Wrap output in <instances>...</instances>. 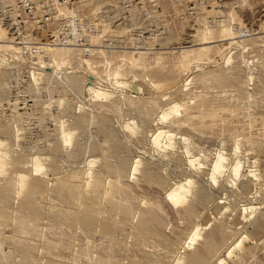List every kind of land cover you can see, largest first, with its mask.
I'll return each instance as SVG.
<instances>
[{"label": "rangeland", "instance_id": "obj_1", "mask_svg": "<svg viewBox=\"0 0 264 264\" xmlns=\"http://www.w3.org/2000/svg\"><path fill=\"white\" fill-rule=\"evenodd\" d=\"M226 18H230V19L232 18L231 20L233 21L228 20L229 22L226 21V23L224 24L223 22H225ZM208 23L210 24L211 28L209 27ZM203 24L206 27H204ZM222 24H224L223 28H222ZM230 24L237 25L235 28L238 29V27H240L239 30H235V28H233L235 25L231 26ZM225 25L226 26L228 25V29L226 30H229L230 34L232 35L237 34L236 36H233L232 39H230L231 41L235 42L233 43L230 41L231 43H233L231 44V46L230 45L227 46V44L223 42L224 40H221L222 38L224 37L226 38L227 36H228L227 38H229V34H227L228 31L225 33L227 35L224 37H222L224 34L222 35L220 31L221 28H222V31H224L225 28H227ZM215 26L217 27L216 33L214 32ZM219 26L221 27L220 29H219ZM230 26L232 27V31L234 29V31L235 32L237 31V32L236 33L233 32L234 33L233 34L231 32ZM201 28L204 30L208 28H209L208 30L212 29V35H214V37H211V40L212 38L214 40L212 41L213 43L212 42L210 43L213 45L215 44V45L214 46L212 45L213 47H210L208 49L209 52L207 51V54H204V56L201 55L202 58L201 56L199 57L201 59H199L198 57L197 58L193 57L190 63L188 64L182 63L183 58H181L179 54L180 55L186 54L187 53L185 52L186 50L192 47L195 48L201 45L200 43L203 39H205L204 37L210 38V35L206 36L207 34L205 35V34H202V32L201 33L199 32L201 31ZM0 29L4 30L3 33H5V35L2 33H0V35L2 34V36H6L5 38L11 41L9 44L15 45L16 47L19 46L18 48L20 49V50L17 49L18 51L16 50L13 51L11 49L0 47V73H1V76H0L1 78L0 79V119L4 121L3 122L0 120L1 121L0 123L2 122L4 123V125L2 124L1 126L6 125L7 127V124H9L10 126V127L8 126L9 127L7 131L8 134L4 135V133H2V135H0V139L2 141L6 140L5 142L8 146L4 144L5 142L3 143L4 146L12 148V151L11 149L9 151V149L6 148L7 149L6 151H9V153L11 154L10 155L11 157L9 156V154L7 155L8 152H5L6 155L9 156L8 162H10V165H8L9 163L8 164L6 163L8 166L5 165V167L7 166L6 169L4 167V170L1 169L3 171L0 172V184L2 185L0 186V189H1L0 195L3 196V198L2 196H0V198H2L1 200L3 201L4 198L6 197V199L4 200L6 202L8 200L7 198L10 197L8 202H6L7 203L6 210L9 212L11 211L10 213H12L14 210H15L14 212H16L19 209L18 206H21L22 208L25 207L26 201L24 202V204L22 202L26 200V197L23 195L24 194H26V196L28 195L27 191H29V188H27V186L29 187V185L25 183L26 184L25 188L22 186L24 190L22 189V187L19 188L20 187L18 184L19 178L17 174H20V173L21 174L26 173L28 174L26 175L28 177H30L29 175L33 173V175H31L30 178L38 177L40 180L43 179V181L41 180V183L44 182V184H42L41 186L46 188L45 192H44V189H42L43 191L41 192L40 190L41 193L39 192L40 194H37V197L39 196L41 198L38 197L39 198L38 200L37 198L34 199L36 200V202L38 201L36 203V204H39L38 206L34 204L35 207L37 208L34 209V207H32V209H30V207H27L29 210L34 209V212L32 211L31 213L35 217L31 215L30 211H27L28 213L25 211L22 212L23 215L24 213L27 215V218L28 216L29 217L31 216L28 219L30 220L34 219V222L33 220L30 221L27 218H25L28 220V221L27 220L24 221L25 224L23 223V221H19L18 216L20 215L21 217L23 215L18 214V212L19 211L21 212L22 208L19 209L18 212L16 213L13 212L14 214L13 213L11 214L13 216L14 215H17V216H14V217L11 215L8 216L9 212L6 214V211L4 208L6 204L4 205L3 208L5 211V215L8 218L6 216L4 218H0V236H1L0 242L2 243V244L0 243V247H1L0 253L4 254L2 256L5 258L4 259L0 255V257H2L0 258V264L1 263L2 264H6V263L7 264H26V263L33 264V262L34 264H37V263L38 264H77V263L78 264H90V263L91 264H102V261L104 260L103 258H105L106 261L107 259L109 260L105 264H111V263L112 264H120V263L128 264V261H132V262H129V264L130 263L131 264H134V263L135 264H140V263L150 264L151 261H152L151 263L153 264H162V263L167 264L166 259L167 261H169L168 264L170 263L172 264V262L173 264L174 263L185 264V261H182L180 256L181 257L185 256L187 253L185 252L186 250L189 249L188 250L189 252L191 251V249H194L195 248L194 246L196 245L195 243L197 241L201 242V240H198V239L197 241L194 240L196 238H199V239L201 238V236H197L196 229L199 227L203 228L202 233H204V229L206 231L208 230L206 228L209 226V224L211 225L213 222H214L213 224H215L217 219L220 221L221 218L223 219V220L221 219V221H223V223H226L225 225H227V228H226V232L228 231L227 234L229 232L230 233L233 232V234L234 232H237L235 233L234 236L231 234H228L229 236L228 240H230L229 242H233V241L236 242V240L239 237H242L243 235L244 239L242 241V246L236 247L233 251V254L230 256L228 255L229 257L227 256V247L225 246L224 248H221V250H219L218 252V256L219 258L222 257L221 259H224V260L222 261L220 259L221 263L219 262V260L216 261L217 259L216 258L217 255H216V257L212 259L213 261L210 260L209 262L211 263H207V264H234V262L237 259H239L237 258V256L238 257L239 255L241 256V253L244 251L250 252L252 248H253L252 251L254 253L250 252V254H247V253L245 254L244 252V256L242 253L243 257L247 255L244 261L245 264H250L256 261L253 259V257L256 258L257 260L260 259L259 261L262 260L260 258L261 256L262 258H264V256L262 255L263 252L261 251L263 250L262 248H264V239L262 238L264 237V230L262 232H256L255 223H254L255 219L260 218L262 224H264V102H262L263 105H261V107H258V105H256L257 106L256 107L254 106L255 104L253 105V103L249 102V98L246 97V95L249 96L250 94L256 93L260 97V99L264 98V92H263L264 89L260 91L258 90L259 89L258 87L256 88V86L258 85L257 83L259 82L260 83L263 82L262 86L264 85V73L261 72L262 70L264 71V68L262 67L264 65V39L261 37L259 38L258 36L262 34H263L262 36H264V33H263L264 32V0H0ZM205 31L206 33L209 34L207 30ZM238 31L240 32L238 33ZM198 32L200 33V35L198 34ZM196 33L198 34L197 37H196ZM201 34H202L203 39L201 38ZM220 34L222 35L221 38H220ZM238 34L241 38L238 36ZM203 35L205 36L203 37ZM2 36H0V38H2ZM215 39H217L218 41L220 40V42H218ZM0 43H3V42H0ZM210 43H208V45ZM221 43H222L221 45L222 47L220 46ZM23 44H25L24 46L26 48L23 47ZM216 44H218V46H216ZM27 45L30 47H28ZM225 45L227 47H225ZM186 46L188 47L187 49H186ZM32 47H36V48H32ZM54 47L57 48V50H53L54 53H51L52 51L50 52L42 51V49L44 50L46 48H54ZM135 47L136 48L138 47L137 49H139V52L140 50L144 49L143 51L146 52V54H144L143 56L139 54L140 57H135V56H138L137 54L135 55V53L132 52L133 50L134 51L137 50ZM183 47H184V51H183ZM164 51H166V54L168 57L166 59L161 60L162 59V58L160 59V56L162 54L161 52H164ZM135 52H138V50ZM227 52L228 54L230 52V56H228ZM170 53L171 54L173 53L174 58L177 55H178L177 58L180 57L179 59L175 58L177 59V63H176V60H172V55H170ZM166 54L164 53V55ZM194 54L195 53H193V55ZM164 55L162 54V57ZM158 56L159 58H157ZM228 57H231L229 58L230 60H228ZM139 58L141 59L139 60ZM180 59L181 61H179ZM178 61L180 64L178 63ZM225 61H227V64ZM239 64L243 66L240 67ZM230 65L232 67L234 66L233 67L234 69H232ZM216 66H217L216 68L217 70H220V68L222 69V66H223V69H222L223 71L220 70L222 72H227V70L229 71L230 69L231 75H233L234 74L233 72L235 71L239 72L240 70L238 68L241 69V72H240L241 76L239 75L240 73L236 74V72H235V75L239 77L238 78L239 80L244 81L243 79H245L246 82L244 81L243 83H248V84H245L247 85L246 90L244 91L240 90V88L238 87H233V88L226 87L223 90V92L226 94L224 101L231 100V102L236 101L237 103L240 101L239 104H241L242 106H239L237 108L233 104H231V106L233 105L234 107L233 108L228 107L230 105V102H228L229 105L226 107L225 105L226 103H223L222 109H221L220 102L219 103L215 102V104L214 102L209 103V105L214 104V106L213 105L205 106L204 102L201 99L199 100L198 98H196L200 101L199 103L197 102L198 100L192 97V94L194 92H198V90L199 92L208 93L209 95L213 94L217 90L216 85L213 84V81H212L213 77L210 76V74H206L207 72H209L210 69H212L210 70L211 72L213 71V73L216 74L215 72ZM227 67H231V68L227 69ZM118 74L122 77H120ZM217 74H219L218 71H217ZM260 74L263 75V78H262V75L260 76ZM2 75H5V76H2ZM118 76L119 78H116ZM123 76L125 77L123 78ZM244 76L245 77L248 76V77L245 78ZM207 77L209 81L207 80ZM118 79H121V80L119 81ZM260 79L262 80V82L260 81ZM117 80L119 81V83L120 82H123V83L119 84ZM207 82H209V84ZM205 83L207 84L205 85ZM92 85L94 86L91 87ZM204 86L205 87L207 86L206 87L207 89H205ZM88 88H91V89L94 88L95 90L93 89L92 91L90 89V91L95 92V93L89 92V90H87ZM97 90L98 91L102 90L101 92H105V93L99 96L98 98L97 97L98 95L96 94L98 92ZM91 93L92 95H90ZM105 94L107 95V97L105 96ZM192 98L194 100V104L196 105V107H198L199 104L200 106L203 104L202 105L203 107L199 106L196 109L195 105H193ZM156 100L158 103L156 102ZM149 101L151 102V104ZM241 101L244 102V104ZM261 101H264V99H262ZM8 102H9V105H8ZM113 102L114 104L117 105V106L115 105L116 108L112 107L113 105L110 104ZM246 102L247 103L249 102V103L245 104ZM101 104H103L105 107L100 106ZM147 104L150 106L152 104L153 105L155 104L154 108L152 106L153 108L152 111H151L152 109L151 107L149 108V110L147 109L149 107ZM107 105L109 106L106 107ZM68 106L71 109L68 108ZM223 106H225L226 109ZM14 107L16 108L14 109ZM111 108H114V109H111ZM214 108L215 109L219 108V109H216V112L213 113L215 111ZM11 109L15 110V111L12 110V112H14L12 114H14L13 117H15L16 119L18 118L17 120L12 117ZM211 109H214V111L212 112ZM240 109H243V110H240ZM39 110L40 111L42 110L41 114ZM79 110H82V111L80 112ZM204 110H207V112L209 110L210 113L212 112L211 113L212 115L210 114L209 116V113L204 114L206 113V111ZM16 111L17 113H19L17 117L15 115ZM22 111L24 112V114ZM48 111L51 114L48 113ZM197 111L198 112L201 111V113L196 115ZM202 111L204 112L202 113ZM231 111L232 112L234 111V112L232 113ZM219 112L221 114H219ZM28 113L30 114L28 115ZM80 113H81L80 118H82V115H83V118H82L83 121L79 118V115H77ZM38 115L41 116V119ZM42 115H43L44 120L42 118ZM202 115H205V116L203 117ZM216 116H218V118ZM20 117L21 119L19 122ZM54 117L56 119L58 117L57 121H55ZM228 117L232 118L231 122L229 123L228 121H230V119H228ZM87 118L88 120H86ZM187 118L189 119L190 123L188 122ZM202 118H204L203 120L206 122V124L209 122L210 124L209 123L208 124L211 125L212 127L210 129V126L207 124L209 128L207 129L205 128V130L202 132L204 133L203 135L202 133L200 134L198 132L204 129L203 125L201 124ZM34 119L36 120V122ZM50 119L52 120V122L53 121L54 122L53 123L50 122ZM194 119L198 120L199 124H201V127H202L201 129L196 128L198 129V131L195 129V127H198L199 125V124L197 125V121L195 120L196 123L194 122L197 125V126L195 125V127H194V124L191 123V121L193 122ZM206 119L207 120L209 119V120L207 121ZM221 119L223 121L225 120L224 123ZM251 119H253V121L250 123ZM76 120H78V122ZM80 120L82 122H80ZM38 121L42 124H40ZM41 121H45V122L43 123ZM213 121L214 122L216 121V123H214ZM226 121L227 123H225ZM233 121L234 123H232ZM71 122L75 124H71ZM253 122L257 124H254L252 126ZM52 124L53 125L55 124L56 126L59 125L57 127L58 129L56 130V128H54L55 126L53 127ZM218 124H219V128H218ZM221 124L222 126L220 127ZM229 124L231 125L229 126ZM244 124L245 126H242ZM45 125H48L47 127H49V129L52 127L54 129L49 130L47 129ZM212 125L215 127H213ZM246 125L249 131L245 128ZM240 126L244 127L242 130L246 129L247 131L244 130L242 132V130L239 129ZM254 126L255 128H252ZM235 127L236 128L238 127L237 130L235 129ZM191 128H193L195 131ZM249 128L254 129V130L252 131ZM67 129L69 130L68 132L69 134L71 135L73 134L71 137L72 138L74 137V140L71 139L72 141L66 144L65 139H66L67 134L65 132H67ZM161 129L168 131V132L170 131L169 133H172V137L173 136L175 137L172 140L174 142V143L172 142L173 143L172 146L170 147L166 146L167 148L165 147L164 141L167 140L166 139L167 136H164V134L160 138V141H161L160 145L159 144L157 145L154 143L153 139H154L155 133ZM53 130H56L57 132ZM71 130L73 133L70 132ZM207 130L208 131L211 130V131L208 132ZM51 131H53L54 133H52ZM59 131L60 132L63 131L61 132L62 134ZM4 132L7 133L6 131ZM56 133H57V136L54 135ZM0 134H1V131H0ZM9 134H12V135L14 134V135L12 136ZM230 134H232V137ZM61 136L62 138L64 137L65 138L62 139ZM205 136H206V139H204ZM58 137L60 140L57 139ZM56 139L60 143L57 142ZM18 140H20V142ZM56 142L61 145V149L63 151L60 149V145L57 144ZM56 145H58L59 148H57ZM4 146L0 148L5 149ZM27 146L29 147V149ZM188 146H189L188 150L191 149L190 151L191 153L190 152L189 153L190 154L193 153L192 155L188 153V150H187ZM68 147L70 151L68 150ZM57 149H60L63 153L60 150L57 151ZM76 149H80L81 151L80 154H78L79 156L75 154ZM24 150L26 151V154ZM185 150L187 153L185 152ZM37 151H41V152H37ZM33 152L34 154L35 152L37 154L39 153L41 154L40 156H43V157L46 156L44 157L45 159L43 157L41 158L39 157L42 164L39 162L38 159L36 160H38V162L41 165H43L42 169L43 170L45 169L44 170L45 172L48 169V171L46 172L47 175H45V172H42L43 170H41L40 173L38 172V174L34 173L33 167L31 166H34L32 164V159H34L36 154L34 155ZM50 152L52 155L50 154ZM39 154L36 156L37 158ZM49 155H51L52 157L50 156L49 158ZM74 157H76L77 159L76 161ZM16 158L18 160H16ZM51 158H52V162L55 161L54 164H52ZM119 158L120 159L124 158L128 160L129 167H127L128 169L126 170L127 175L124 177V180L125 182H129L131 185H135L136 183L135 180L138 177H140L139 176L141 173L140 171L142 167L146 164L152 166L155 170H157L158 174L160 173V176L163 178V183H166V184L164 185L162 184L163 187L161 186L159 188L160 190L158 189L159 186L157 187V185H155L157 187L156 192H155L156 187L155 188L151 187L153 189V190L151 189V191H153V194H150V195L151 196L153 195L154 196V197L152 196L153 199L155 198L154 199L155 201L158 200L157 203H160V205L163 204L162 205L164 206L163 208L166 209V211H168L166 212L167 214L165 215L166 216L165 219H166V222H168V224L166 223L164 232H166V235L169 232V234L172 235L173 238H174L173 233H175L176 231H180L181 229L182 231L186 232V233L184 232L185 234H187L186 236L182 234L181 236L182 241H179L180 239L177 241L179 243L172 242V244L169 243L170 246L168 244L169 247L166 244L161 248V250L164 249L165 251L168 249L167 251H170V252L171 250L169 249H174L173 250L174 255L171 254L173 253V251L171 253L166 251L167 253L170 254L169 256L171 257L166 256L168 255L166 252H163L164 255H161L160 253L161 251L157 252L156 258L159 259L158 258V255H159L160 257L159 261L161 260L160 261L161 263H159V261H156L157 260L155 258L156 254L155 255L153 254L156 252L149 250L150 247L145 245V243L141 246L143 247V249L140 248V252H138L139 255H137L133 251L134 247H133V244H131L132 242L128 241L132 245V247L129 245V243H127V241L125 242L124 245L126 246V243H127V245L130 246L129 248V246L125 247L121 245L122 242L124 243V240L118 241V243L121 242L119 243L121 246L117 245V247L119 249L121 247L122 248L120 249L121 252L119 250L117 253V249H118V248L116 249L117 242L115 243V246L114 244L110 243L114 247L112 249V246H109L110 245L109 243L105 244L107 243L105 239L99 238V240L101 239L100 240L101 242L103 241L105 242V243L104 242L101 243L102 245L103 244L105 245V246L103 245L104 247L106 248L109 247L112 249V250L110 249L108 252L110 253L112 251L113 255L110 253L111 256H109L110 254H108V252L105 251V250H108L109 248L107 249L105 248V250H104V247L103 249L100 248V241H98V236L100 237V235L98 233H97V236L94 237V240H93L94 242H91L93 243V246H96V247H93L91 244L92 246L91 247L92 249H91L90 244H87V247L89 249H87L85 252H82V251L85 248H87L86 245H84V247L83 246L81 247V249L83 248L81 251L82 253L80 252L81 249H78L76 251L77 253L75 254L72 253V252H75L73 248L76 246L75 245L76 242H78V240L81 238L80 232L78 231L79 229L77 230V227H75L74 225L75 223L72 224L73 221L71 220L73 219L70 216V214L67 213L68 209H67V212L65 210L66 208H69L70 211L71 209L73 211V208H72L73 206L70 204L69 200H67L69 202L67 203V201L61 199L62 197H65V196H61V198L60 196L57 197L58 193L56 192H59V193L61 192L59 195L61 194L68 195L66 193H69L68 191L70 187H72V189H70L71 195L73 193L76 194L77 191L79 194L81 193V190L82 191H86V190L84 189L85 186L83 184L77 186L78 189H80V192L77 188H75L76 186H72V185H68V187L64 186V188L65 187L67 188L66 190V188L65 189L61 188L62 186L59 184V182H58V185L56 184L58 181L57 179L60 175L62 176V179H63V176H65L66 173H67L66 175H69L68 177H70V174L74 171V173L71 174L73 177L75 176L78 179H80L81 177V179L84 180L85 178L84 175L85 174L87 175V171L85 169L88 168L87 170H89V167H90L91 171L95 170V168L96 169L98 168L97 170H99V168L102 167V164L105 162V159L107 161L109 160L111 163H116L118 160H120ZM136 158H139V159H136ZM192 158L193 159L197 158L196 162L194 161L195 163L193 164L189 162L190 159ZM12 160L14 163L12 162ZM91 160L92 161L95 160V162L93 161L92 163ZM136 160L137 161L139 160L141 162L140 163L138 162V166H139L138 169L133 170V167L135 163L137 162ZM71 161H73V163ZM216 161L218 162V165L221 164V166H218V169L219 170L221 169L220 170L221 172L217 170ZM27 162H29L30 165L29 163L28 165H26ZM33 162L35 163V161ZM148 162L150 163L148 164ZM57 164L59 165L57 166ZM235 164L236 165L239 164L240 167L241 166L242 167L241 168L238 167L239 165L235 167ZM74 165L75 166L77 165V166L75 167ZM21 166H22L23 171L22 170L20 171ZM222 166H223V169L221 168ZM49 168H51L53 171ZM13 170L16 174H14ZM24 170L26 172H24ZM28 170L29 171L31 170L30 174L27 173L29 172ZM77 170L78 171L80 170L79 172H77L78 175L76 174ZM214 170L216 173L213 172ZM53 172H55L54 174L57 177L53 175ZM56 172L59 174V176L57 175ZM69 172L70 174H68ZM213 173L214 175H212ZM215 174L216 175L218 174V176H216ZM44 175L47 177L46 179ZM244 175L246 176L244 177ZM72 176L70 177L71 179H73ZM6 178H8L11 183L8 182ZM186 178L192 179V184L194 183L192 186L193 191H195V189L198 187L196 191L194 192L196 194L193 193V196H191V200L194 203L196 202L195 204H197L196 207L198 206L197 208L199 210L198 212H201L200 214H198V217L195 218V220H192L193 222L192 224L194 226L191 224L192 225V227L190 228L191 230L187 229V227L189 228V226H187L188 225L187 221H185L184 218H180V217L178 218V216L180 215L176 216L178 213L175 212V210L176 209L178 210V208H180L181 206L179 207L177 205L176 207L174 203H170L168 202V200L165 199L167 195L166 194L167 191H169V189L173 187L175 183L177 184L181 181H185ZM65 179H66V176H65ZM71 179H70V182H74L73 180L71 181ZM78 179L74 178V180H77V182H79L78 184L82 183L80 181L81 179L80 180ZM253 179H255L256 181ZM13 180L14 181L16 180V181L14 182ZM197 183L199 185H197ZM8 184L12 187H10ZM55 184H56V187L58 186L59 189L61 188L62 190L58 191L56 187L54 186ZM2 187L3 189L6 188V191L9 192L8 194H5L7 196L9 195V197L3 195ZM7 188L9 189L7 190ZM51 188L52 190H50ZM19 189H22V193L24 194L17 193L19 192ZM54 189L56 190V192ZM6 191L5 192L3 191V192L6 193ZM71 191H74V192H71ZM234 191L236 194H234ZM142 192L140 193L141 194L140 196L144 201H146L147 198L151 197V196L149 197L148 191H147L148 194L144 191ZM258 192H261V193H258ZM43 193L46 194L47 196L45 195L44 197H42ZM82 193L84 194V192ZM144 193H146V195L148 196L142 197L144 196ZM83 194H81V196L79 194L80 197L79 196L78 197L83 198L85 197V195H87V193H85L84 196ZM49 195H52L53 197ZM50 197L53 198V200ZM67 197L68 196H66V198ZM58 198L59 200L61 199L63 202L59 201ZM19 200L21 201L19 202ZM143 200L140 202V206L144 202ZM2 201L1 203H5L4 201L3 202ZM50 201H52L53 204ZM64 201L68 205H66ZM165 201H167L168 204L170 203L171 206L166 204ZM42 202L44 204H42ZM59 202H61L60 206H58V204H60ZM62 203H65V205H63ZM12 204L17 205L16 206L17 208L14 207ZM51 204L53 206H49ZM0 205H1L0 207L2 208L3 205L2 204ZM249 205L253 207L250 208V210L249 208L247 209V211L244 210V208H247V206L249 207ZM218 206H221V207H218ZM224 206L225 208L227 207L228 208L224 209ZM243 206H246V207L243 208ZM50 207H51V210L49 209ZM57 207L60 208L62 212L65 211V213L69 215L62 216L63 218L62 219L59 215L61 214L63 215L65 213L59 214L61 210L59 209V213H58V211H56L58 210ZM62 207H64V209H62ZM8 208L12 210L10 209L8 210ZM47 209L49 210L48 211L49 214L52 213L51 214L52 217L49 216V214H47ZM22 210H25V209H22ZM35 210H37L36 215L34 214ZM54 210L56 211V213ZM39 211L42 214H40ZM219 211H222V212H219ZM220 213L223 214V217L225 216L224 217L225 219L222 217V214ZM55 214H57V217L55 216ZM217 214H219V216ZM40 215L42 216L40 217ZM261 215L262 217H260ZM69 216L71 218L67 220L66 218H68ZM15 217L18 219V221ZM59 217L62 220L60 219L58 221ZM208 218L210 222L207 220ZM237 218L239 221H237ZM35 219H38V220L36 221ZM53 219H55L58 222L70 221V223L72 224L70 225L72 227L74 225L76 229L75 231H78L79 235L77 232L75 233L71 231V230L74 231V229L70 227V225L65 226V223L67 225V223L69 224V222H63L64 226L67 227L65 228L63 226V223H62L63 227H61V224L58 222L56 223L55 220L52 221ZM19 222L20 223L22 222V224H20ZM35 222L37 223L39 222L38 223L39 225ZM235 222H237V224H235ZM238 222H240V224ZM52 223L53 224L56 223L57 225L56 224L53 225ZM58 224L60 225V227L58 226ZM20 225L22 227L23 225L24 227L25 226L27 228L29 227L28 228L29 231L31 230L30 235H28L29 234L28 233L29 231H27L28 229L26 227L25 228L27 230L20 228L21 227ZM16 226L18 227V229H16ZM46 228L48 229L46 230ZM57 228L61 230L65 228V231L67 230V232L70 233V234L66 233V235L69 234L74 237H70L69 235L66 236L64 231H62L61 233V230H59L60 231L59 233V231H57ZM99 228L100 227H98V230H99L98 232L102 231V229H99ZM13 229H15V231ZM68 229L69 230L71 229V230L69 231ZM174 229H175V232H174ZM16 230H17V233H16ZM43 230H45L46 232ZM32 231L33 233H31ZM52 231L55 232V234ZM35 232H36V236L39 233L37 237L34 235ZM71 232L73 235L71 234ZM63 233L65 237H63ZM49 234H51V236H49ZM169 234L167 236H168V239L170 237V240H171L172 237ZM8 235L10 236V239ZM58 236H61L64 240L61 237L58 238ZM77 236L78 238L79 237L80 238L78 239ZM22 237H25V238H22ZM32 237H34V239ZM15 238H18V239H15ZM50 238H53V239L51 240ZM60 238L62 241V242L60 241L61 245L67 242V244L63 245L65 249L61 248L63 246L58 244ZM65 238L69 239V242L68 240H65ZM71 238H74V239L77 238V240L71 243L73 241L72 240L70 242ZM49 239L50 241L48 243L47 241ZM19 240H21L22 244H20L21 242ZM23 240H26V241H23ZM18 241L20 245L18 244ZM31 241L33 242V244ZM51 241L52 243H50ZM54 241L56 242V244H58V246L55 244ZM97 241L99 242L98 245H96ZM193 242L195 244L194 246H193ZM49 244L51 246H49ZM70 245L73 247H71ZM171 245L172 246L174 245V246L172 247ZM197 245H198V242H197ZM42 246H44L45 249L47 250H45L44 247L42 248ZM165 246H167L168 248L167 247L164 248ZM23 247L26 248V250L23 249ZM58 247L59 249H57ZM66 248L68 252H66L67 251ZM93 248H96V249H93ZM97 248L99 250L102 249L103 250L102 253L104 252L107 253L108 254L107 257L104 256L105 254H103V257H102L101 252L100 254L96 253L98 251ZM145 248L148 250V252H145V251L143 252ZM49 249L51 251H48ZM52 249L55 250L56 252L53 251ZM90 249L93 251H91ZM114 249H116V251H114ZM128 249H130V251ZM246 249H250V250H246ZM31 250H34V252ZM58 251L60 254L57 253ZM88 251H90V253ZM135 251L137 253L138 250L135 249ZM141 251H142V254H140ZM87 252L89 255L91 254L90 256L92 257L93 256L98 257L99 255H101L100 258L102 259L101 260L98 259L100 260L101 263H99L96 259L94 260H92L93 258L90 259L91 257L88 255L90 257L89 258L91 260L90 261L88 259V256L87 255H86L87 257L85 256ZM49 253L51 256H49ZM55 253L57 254L55 255ZM78 253L82 259H79L80 257L77 255ZM83 253H85L84 257H86L88 262L87 260H85L83 255H80ZM146 253L148 254L147 256H146ZM183 253L185 254L183 255ZM5 254L9 256V258L6 257ZM115 254H116V257H112V256H115ZM127 254L130 256H128ZM151 254L154 255V256L152 255L153 256L152 258L149 257L151 256ZM251 254L252 256L250 257L249 255ZM253 254H255L258 257L253 256ZM23 255L24 257H28V258L25 259ZM118 255H120L119 257L120 260H122L121 257H124V258L126 257L127 260L123 258V261H121L120 263H117V261H120L119 258L116 260ZM134 255H136L138 258L137 257L134 258ZM172 255L174 257H172ZM39 256L42 258H40ZM177 256H179L180 258L179 260L182 261L181 263L177 262L178 260ZM225 256H227V258ZM32 257L35 260L32 259ZM109 257L110 259L112 257L111 260L113 261L115 258L116 262H111ZM128 257H130L129 258L130 260H128ZM167 257H169L170 259H168ZM248 258H252L253 261L248 260ZM138 259L140 260L138 261ZM4 260H7V261L5 262ZM23 260L26 261V263ZM106 261H103V262H106ZM162 261H165V263Z\"/></svg>", "mask_w": 264, "mask_h": 264}, {"label": "bare ground", "instance_id": "obj_2", "mask_svg": "<svg viewBox=\"0 0 264 264\" xmlns=\"http://www.w3.org/2000/svg\"><path fill=\"white\" fill-rule=\"evenodd\" d=\"M232 19V18H231ZM230 18H226V20H225V22H223L224 24L226 23V21H233V20H231ZM223 21V20H222ZM228 21V22H229ZM227 22V23H228ZM232 23V22H231ZM209 24V23H208ZM207 24V25H208ZM224 24H222V28L224 27L223 25ZM236 24V23H235ZM235 24H233V25H231V26H234ZM229 25V24H228ZM228 25L226 26L227 28H225V30L224 31H222V28L219 26V29H220V31H221V34L223 35H221L220 34V38H221V36L222 37H224V36H226L227 34H229V38H222L221 40H224L223 42H225L226 44H227V46L228 45H230L231 46V44H233V43H235V42H233V41H231L230 39H232L233 38V36H236V35H232V34H230V31L229 30H226V29H228ZM203 26H204V24H203ZM230 26V27H231ZM237 25H235L233 28H235ZM204 27H206V26H204ZM208 27V26H207ZM209 27H210V24H209ZM229 27V28H230ZM211 28V27H210ZM213 28V27H212ZM215 29V33L217 32L216 31V26L214 27ZM239 28L240 27H238V29L237 28H235V30H239ZM200 29V28H199ZM209 29V28H208ZM208 29H205V30H207V32H209V34L208 33H206V31L204 30V29H202L201 28V31H199L200 33L202 32V34H207L206 36H209L210 35V38L209 37H204L205 35H203V37L206 39H203L202 38V34H201V38L204 40H202L201 41V45H199V46H197V47H192V48H190V49H188V50H186L188 47L186 46V51L185 52H187L186 54H183V55H180L179 54V56H181V58H183V62L182 63H184V64H188V63H190L191 61H192V58L194 57H200L201 55L202 56H204V54H207V51L209 52V48L210 47H213L214 45L213 44H211L210 42H212L214 39L212 38V40H211V37H214V35H212V29H210V30H208ZM203 30V31H202ZM204 31H205V33H204ZM229 33H228V32ZM4 32V30H2V29H0V33H2V34H4L5 35V33H3ZM198 32V34L200 35V33ZM218 32H219V30H218ZM222 32H224V33H222ZM227 32V34H225ZM231 32L233 33H236L235 31H234V29H233V31H232V27H231ZM240 31H238V33H239ZM262 32V31H261ZM233 33V34H234ZM258 33V32H257ZM264 33V32H263ZM2 34L0 35V36H2ZM197 33H196V37H197V35H198ZM212 35V36H211ZM248 35V34H247ZM263 35V34H262ZM262 35H258L259 36V38L261 37V38H263L264 39V36H262ZM231 36V37H230ZM238 36H239V34H238ZM258 36H257V38H258ZM6 36H2V38H0V42H3V43H0V47L1 48H7V49H11V50H13V51H18L17 49H19L18 47L19 46H15V45H12V44H9L11 41L10 40H7L6 38H5ZM199 37V36H198ZM240 37V36H239ZM200 38V37H199ZM200 38V39H201ZM237 38V37H236ZM241 38V37H240ZM255 38V37H254ZM219 39V38H218ZM238 39V38H237ZM215 40H217V39H215ZM226 40V41H225ZM234 40H235V38H234ZM218 41V40H217ZM233 42V43H231V42ZM262 41V40H261ZM215 42V41H214ZM218 42H220V40L218 41ZM222 42V43H223ZM19 43V42H18ZM17 43V44H18ZM198 43V42H197ZM208 43H210L209 45H208ZM213 43V42H212ZM222 43L220 44V46L222 45ZM25 44H26V42H25ZM25 44H23V47H25L24 45ZM194 45V44H193ZM213 45V46H212ZM28 46V45H27ZM216 46H218V44H216ZM223 46H224V44H223ZM226 45H225V47H227ZM28 47H30V46H28ZM132 47V46H131ZM222 47V46H221ZM224 47V48H225ZM26 48V47H25ZM32 48H36V47H32ZM38 48V47H37ZM136 48V47H135ZM138 48V47H137ZM136 48V49H137ZM218 48V47H217ZM231 48V47H230ZM42 49V48H41ZM141 49H142V47H141ZM226 49V48H225ZM20 50V49H19ZM53 50H57V48H46V49H42V51H47V52H50V51H52L51 53H54L53 52ZM59 50V49H58ZM138 50V52H135V51H137ZM137 50H133L132 52H134L135 53V55L137 54L138 56H135V57H140V55L141 56H143L144 54H146V52H144L143 50H140V52H139V49H137ZM210 50H212V49H210ZM183 51H184V47H183ZM183 51H182V53H183ZM231 51V50H230ZM142 52H143V54H142ZM170 52V51H169ZM172 52V51H171ZM181 52V51H180ZM206 52V53H205ZM131 53V52H130ZM163 55H164V53L166 54V51H164V52H161ZM193 53H195L194 55H193ZM140 54V55H139ZM162 54H161V56H160V59L161 60H163V59H166L168 56H167V54L166 55H164L165 56V58H164V56L162 57ZM227 54H228V52H227ZM232 54V53H231ZM170 55H172V60H176V63H177V59H179V58H177L178 57V55L175 57V58H177V59H175L174 57H173V53L171 54L170 53ZM193 55V56H192ZM159 56L157 57V58H159ZM183 56V57H182ZM202 56H201V58H202ZM228 56H230V52H229V54H228ZM233 57V56H232ZM201 58H199V59H201ZM226 58H227V56H226ZM229 58H231V57H228V60H230ZM141 58H139V60H140ZM156 59V58H155ZM169 59V58H168ZM134 60H136V59H134ZM138 60V61H139ZM171 60V59H170ZM194 60V59H193ZM197 60V59H196ZM233 60H234V58H233ZM232 60V61H233ZM179 61H181V59L179 60ZM179 61H178V63H179ZM236 61V60H235ZM137 62V61H136ZM162 62V61H161ZM194 62V61H193ZM226 62V64H227V61H225ZM238 62V61H237ZM156 63V62H155ZM157 63H159V62H157ZM231 63V62H230ZM239 63H241V62H239ZM180 64V63H179ZM183 64V65H184ZM233 65V64H232ZM237 65V64H236ZM240 65V67L241 66H243V65H241V64H239ZM238 65V66H239ZM91 66H92V64H91ZM186 66V65H185ZM227 66V65H226ZM231 66V65H230ZM232 67V66H231ZM231 67H227V69H229V68H231ZM234 67V66H233ZM232 67V69H234ZM236 67V66H235ZM249 67V66H248ZM263 68H264V65L262 66ZM121 68V67H120ZM217 68V66L215 67V69ZM219 68V67H218ZM206 69V68H205ZM204 69V70H205ZM222 69H223V66H222ZM221 68H220V70H222ZM240 71L238 72H236V74L237 73H240L241 72V69L240 68H238ZM250 69V68H249ZM262 69V68H261ZM210 70H212V69H210ZM209 70V72H207L206 74H210V76H212L213 77V79H212V81H213V84H215L216 85V91L213 93V94H211V95H209L208 93H202V92H199V90H198V92H194L193 94H192V97L194 98V99H196V98H198L199 100L201 99L203 102H204V104H205V106L206 105H208V106H211V105H213L214 106V104H215V102L217 103H221V109H222V105H223V103H226L225 105H226V107L229 105L228 104V102H230V105L228 106V107H239V106H242L241 104H239L240 103V101L237 103L236 101H232L231 102V100L229 101H224L225 100V93L223 92V90L226 88V87H229V88H233V87H238V88H240V90H246V86L247 85H245V84H248V83H243L244 81H245V79H243L244 81H242V80H239L238 78L239 77H237L236 75H235V72H233L232 74L233 75H231V72H230V69H229V71L227 70V72H229V73H227V72H222V71H220V70H217L218 71V73L219 74H217V71L215 70V72H216V74L215 73H213V71L211 72ZM123 71V70H122ZM203 71V70H202ZM222 72V73H220V72ZM233 71V70H232ZM120 72V71H119ZM204 72V71H203ZM246 72V71H245ZM261 72H263L264 73V71L262 70ZM260 72V73H261ZM121 73V72H120ZM243 73V72H242ZM111 74V73H110ZM114 74V73H113ZM126 74V73H125ZM205 74V75H206ZM6 75V74H5ZM5 75H2V76H5ZM119 75V74H118ZM240 76H241V73L239 74ZM262 74H260V76H261ZM0 76H1V73H0ZM7 76V75H6ZM120 76V75H119ZM119 76L118 77H116V78H119ZM207 76H209V75H207ZM120 77H122V76H120ZM125 76H123V78H124ZM245 77V76H244ZM246 77H248V76H246ZM245 77V78H246ZM113 78V77H112ZM210 78V77H209ZM243 78V77H242ZM262 78H263V75H262ZM1 79V78H0ZM191 79V78H190ZM197 79V78H196ZM204 79V78H203ZM211 79V78H210ZM119 81L121 80V79H118ZM117 80V81H118ZM205 80V79H204ZM207 80L209 81V79H208V77H207ZM249 80V79H248ZM247 80V81H248ZM259 80V79H258ZM119 81H118V83H119ZM214 81H215V83H214ZM260 81L262 82V80L260 79ZM246 82V81H245ZM121 84L123 83V82H120ZM119 83V84H120ZM126 83V82H125ZM124 83V84H125ZM208 84H209V82H207ZM207 83H205V85L207 84ZM193 84V83H192ZM258 85L256 86V88L258 87L259 89L258 90H260V91H262L263 89H264V85L262 86V84H263V82L262 83H257ZM90 85V84H89ZM188 85V84H187ZM203 85V84H202ZM211 85V84H210ZM94 85H92L91 87H93ZM212 86V85H211ZM210 86V87H211ZM90 87V86H89ZM205 87V86H204ZM207 87V86H206ZM205 87V89H207ZM86 88V87H85ZM209 88V87H208ZM90 89L91 88H88L87 90H89V92H92L93 91V89H91L92 91H90ZM200 89V88H199ZM202 89H204V88H202ZM201 89V90H202ZM210 89V88H209ZM209 89H208V91H209ZM95 90V89H94ZM182 90V89H181ZM98 91V90H97ZM102 90H99L96 94L98 95L97 97L99 98V96H101L102 94H104L105 92H101ZM197 91V90H196ZM203 91V90H202ZM257 91V90H256ZM88 92V91H87ZM206 92V91H205ZM264 92V91H263ZM92 93H95V92H92ZM92 93L90 94V95H92ZM253 93V92H252ZM109 94V93H108ZM104 96V95H103ZM105 96L107 97V95L105 94ZM191 96V95H190ZM260 96H262V95H260ZM246 97L247 98H249V102H251V103H253V105L254 106H256V105H258V107H261V105H263L262 104V102H264V101H261L262 99H264V98H262V99H260V97L256 94V93H253V94H250L249 96L248 95H246ZM189 98H191V97H189ZM188 98V99H189ZM193 98H192V100H193ZM157 99V98H156ZM187 99V100H188ZM198 99H196V100H198ZM197 101V102H199L200 103V101ZM190 101V100H189ZM146 102V101H145ZM150 102V101H149ZM156 102H157V100H156ZM212 102H214V104H211V105H209V103H212ZM242 102V101H241ZM248 102V103H249ZM11 103V102H10ZM158 103V102H157ZM196 103V102H195ZM243 104H244V102H242ZM247 102L245 103V104H248ZM104 104V103H103ZM103 104H101L100 106H104ZM107 104V103H106ZM111 105H113L112 107H115V105L116 104H114V102L113 103H110ZM150 104H151V102H150ZM186 104H187V102H186ZM189 104V103H188ZM191 104V103H190ZM231 104H233L232 106H231ZM8 105H9V102H8ZM15 105H16V103H15ZM64 105H66V104H64ZM148 105V104H147ZM156 105H158V104H156ZM192 105V104H191ZM193 105H195L194 104V100H193ZM198 105V104H197ZM203 105V104H202ZM201 105V106H202ZM12 106V105H11ZM98 106H99V104H98ZM109 105H107L106 107H108ZM117 106V105H116ZM149 107L147 108L148 110H149V108L151 107L152 108V106H153V108L155 107V104L153 105H148ZM200 106V104L198 105V107ZM200 106V107H201ZM205 106H204V108H205ZM66 107V106H65ZM105 107V106H104ZM195 107H196V105H195ZM198 107H196V109L198 108ZM203 107V106H202ZM224 108H225V106H223ZM257 107V106H256ZM16 107H14V109H15ZM62 108V107H61ZM68 108H70L69 106H68ZM116 108V107H115ZM153 108L151 109V111L153 110ZM157 108V107H156ZM203 108V109H204ZM223 108V109H224ZM14 109H11V114L12 113H14V112H12V110H14ZM71 109V108H70ZM80 109V108H79ZM111 109H114V108H111ZM215 109V108H214ZM214 109H211L212 110V112L214 111ZM216 109H219V108H216ZM216 109H215V111L213 112V113H215L216 112ZM226 109V108H225ZM231 109V108H230ZM201 110V109H200ZM229 110V109H228ZM237 110V109H236ZM240 110H243V109H240ZM15 111V110H14ZM40 111V110H39ZM42 111V110H41ZM41 111H40V114H41ZM51 111V110H50ZM80 112L82 111V110H79ZM155 111V110H154ZM153 111V112H154ZM175 111V110H174ZM181 111V110H180ZM204 111H206V113H204V114H208L209 113V116H210V114L212 113H210V111L208 110V112H207V110H204ZM204 111H202V113L204 112ZM218 111V110H217ZM223 111V110H222ZM221 111V112H222ZM23 112V111H22ZM44 112V111H43ZM58 112V111H57ZM77 112V111H76ZM228 112V111H227ZM232 112V111H231ZM234 112V111H233ZM232 112V113H233ZM236 112V111H235ZM238 112V111H237ZM10 113V112H9ZM47 113V112H46ZM45 113V114H46ZM48 113H50L49 111H48ZM199 113H201V111L200 112H198L197 111V114L196 115H198ZM224 113V112H223ZM222 113V114H223ZM10 114V115H11ZM18 114L19 113H17V111H16V113H15V115H16V117L18 116ZM23 114H24V112H23ZM30 113H28V115H29ZM32 114V113H31ZM34 114V113H33ZM39 114V115H40ZM51 114V113H50ZM54 114V113H53ZM83 114H85V113H83ZM219 114H221L220 112H219ZM237 114V113H236ZM13 115L14 114H12V117H13ZM27 115V116H28ZM38 115V116H39ZM56 115V114H55ZM54 115V116H55ZM77 115H79V118L81 117V113L80 114H77ZM162 115H164V114H162ZM212 115V114H211ZM228 115H229V113H228ZM233 115V114H232ZM234 115H235V113H234ZM31 116H33V115H31ZM30 116V117H31ZM36 116V115H35ZM51 116V115H50ZM49 116V117H50ZM53 116V115H52ZM74 116V115H73ZM164 116H166V115H164ZM164 116H163V118H164ZM203 117L205 116V115H202ZM207 116V115H206ZM215 116V115H214ZM221 116V115H220ZM40 117V119H41V116H39ZM39 117H38V119H39ZM60 117H62V116H60ZM78 117V116H77ZM77 117H75V118H77ZM217 118H218V116H216ZM222 117H223V115H222ZM232 117V116H231ZM13 118H15V117H13ZM29 118V117H28ZM42 118H43V115H42ZM53 118V117H52ZM82 118H83V115H82ZM82 118H80L81 120H82ZM191 118H192V116H191ZM200 118V117H199ZM209 118V117H208ZM211 118V117H210ZM225 118V117H224ZM16 119V118H15ZM18 119V118H17ZM16 119V120H17ZM20 119H21V117L19 118V122H20ZM26 119H27V117H26ZM37 119V118H36ZM47 119H48V117H47ZM54 119H55V121H57V119H58V117H57V119L54 117ZM188 119V118H187ZM196 119H198V118H196ZM196 119H194V121L192 122L191 121V123H193L194 124V127H195V120ZM201 119V118H200ZM204 118H202V120H203ZM213 119H214V117H213ZM220 119V118H219ZM228 119H230V121H228L227 119V121H228V123L229 122H231V119L232 118H229L228 117ZM234 119V118H233ZM235 119H237V118H235ZM1 120V119H0ZM29 120V119H28ZM30 120H31V118H30ZM35 120V119H34ZM43 120H44V118H43ZM75 120V119H74ZM80 120V122H82ZM86 120H88V118L86 119ZM164 120V119H163ZM168 120V119H167ZM201 120V124L203 125V127H204V129L202 130V131H198V129H201L202 127H201V124H199V122H198V120H196L197 121V125H198V127H195V129L196 128H198V129H196L200 134L205 130V128L207 129V128H209L208 127V125L210 124L209 122V124L207 125L206 124V122L204 123L203 121ZM207 120V119H206ZM209 120V119H208ZM207 120V121H208ZM218 120V119H217ZM222 120V119H221ZM1 121H3V120H1ZM0 121V122H1ZM77 122H78V120H76ZM84 121H85V119H84ZM165 121H166V119H165ZM187 121V120H186ZM223 121V120H222ZM221 121V122H222ZM225 121V120H224ZM224 121H223V123H224ZM227 121L225 122V123H227ZM253 121V119H251L250 120V123ZM256 121V120H255ZM4 122V121H3ZM0 123V126L3 124L4 125V123ZM14 122V121H13ZM35 122H36V120H35ZM39 122V121H38ZM37 122V123H38ZM41 122H45V121H41ZM50 122H52V120L50 119ZM54 122V121H53ZM52 122V123H53ZM79 122V123H80ZM188 122H189V119H188ZM195 122V123H194ZM214 122V121H213ZM218 122V121H217ZM221 122H219V123H221ZM17 123V122H16ZM40 123V122H39ZM60 123V122H59ZM65 123V122H64ZM84 123V122H83ZM190 123V122H189ZM214 123H216V121L214 122ZM232 123H234V121L232 122ZM231 123V124H232ZM236 123V122H235ZM237 123H238V121H237ZM247 123V122H246ZM6 124V123H5ZM20 124V123H19ZM40 124H42V123H40ZM71 124H75V123H72L71 122ZM82 124V123H81ZM86 124V123H85ZM84 124V125H85ZM188 124V123H187ZM204 124H205V126H204ZM231 124H229V126L231 125ZM242 124V123H241ZM249 124V123H248ZM254 124H257V123H252V126L254 125ZM39 125V124H38ZM53 125V124H52ZM64 125V124H63ZM79 125V124H78ZM192 125V124H191ZM190 125V126H191ZM196 125V126H197ZM217 125V124H216ZM236 125V124H235ZM234 125V126H235ZM9 126V124H7V127H6V125L5 126H1L0 127V131H1V134L0 135H2V133H4V135H6V134H8V128L10 127H8ZM46 127L48 126V125H45ZM55 126V127H54ZM59 126V125H58ZM58 126H56L55 124L53 125V127L54 128H56V130L58 129L57 127ZM74 126V125H73ZM189 126V127H190ZM207 126V127H206ZM210 126V129L212 128L211 127V125H209ZM213 126V125H212ZM222 126V124L220 125V127ZM227 126V125H226ZM234 126H233V128H234ZM242 126H245V124L244 125H242ZM242 126H240L239 127V129H243L244 127H242ZM251 126V125H250ZM258 126V125H257ZM16 127V126H15ZM40 127H42V126H40ZM50 128L51 130L52 129H54V128ZM64 127V126H63ZM69 127V126H68ZM188 127V126H187ZM193 127V128H194ZM213 127H215V126H213ZM217 127V126H216ZM242 127V128H241ZM12 128V127H11ZM18 128H20V127H18ZM66 128V127H65ZM83 128V127H82ZM193 128H191V129H193ZM218 128H219V124H218ZM230 128V127H229ZM238 128V127H237ZM237 128L235 127V129L237 130ZM247 130H248V127H247V125H246V127H245ZM252 128H255V126L254 127H252ZM47 129H49V127H47ZM49 129V130H50ZM162 129H164V128H162ZM159 130L158 132H154L155 133V136H154V139H153V141H154V143L155 144H159L160 145V138H161V136L164 134V136H167L166 137V139L167 140H163L165 143H164V145H165V147L166 146H172V144L174 143L172 140H173V138H175L174 136L172 137V133H169L168 131H165V130ZM190 129V130H191ZM238 129V130H239ZM246 129H244L245 131H247ZM250 130H254V129H251V128H249ZM257 129V128H256ZM21 130V129H20ZM56 130H53V131H56ZM64 130V129H63ZM66 130V129H65ZM188 130H189V128H188ZM194 130V129H193ZM214 130H215V128H214ZM228 130V129H227ZM234 130V129H233ZM241 130H240V132H241ZM244 130H242V132L244 131ZM4 131H6L7 133H5ZM9 131H10V129H9ZM53 131H51L52 133H54ZM195 131V130H194ZM208 131V130H207ZM211 130H209L208 132H210ZM230 131V130H229ZM249 131V130H248ZM251 131V132H252ZM258 131V130H257ZM57 132V131H56ZM60 132V131H59ZM61 132H63V131H61ZM60 132V133H61ZM69 132V130L67 129V132H65L67 135H66V139H65V143L67 144V143H69V142H71L72 140L71 139H73L74 140V137L72 138L71 136L73 135H71V134H69L68 133ZM70 132H72V130L70 131ZM192 132V131H191ZM233 132V131H232ZM259 132V131H258ZM16 133V132H15ZM73 133V132H72ZM205 133H207V132H205ZM234 133V132H233ZM247 133V132H246ZM21 134V133H20ZM59 134V133H58ZM62 134V133H61ZM204 133H202V135H203ZM248 134H250V133H248ZM9 135H12V134H9ZM14 135V134H13ZM12 135V136H13ZM55 136H57V133L56 134H54ZM60 135V134H59ZM207 135H209V134H207ZM231 135V137H232V134H230ZM64 136V135H63ZM198 136H199V134H198ZM242 136H244V135H242ZM2 137V136H1ZM16 137V136H15ZM20 137V136H19ZM19 137H17V138H19ZM203 137V136H202ZM208 137V136H207ZM211 137V136H210ZM209 137V138H210ZM61 138H62V136H61ZM65 138V137H64ZM64 138H62V139H64ZM172 138V139H171ZM201 138V137H200ZM213 138V137H212ZM16 139V138H15ZM21 139V138H20ZM57 139H59V137L57 138ZM57 139H56V141H57ZM185 139V138H184ZM204 139H206V136L204 137ZM60 140V139H59ZM247 140V139H246ZM6 140H1L0 139V147H2V146H4V144H6V142H5ZM19 142H20V140H18ZM177 141V140H176ZM249 141V140H248ZM5 142V143H4ZM57 142H59V141H57ZM56 142V143H57ZM173 142V143H172ZM4 143V144H3ZM15 143V142H14ZM60 143V142H59ZM59 143H57V144H59ZM83 143V142H82ZM81 143V144H82ZM153 143V142H152ZM3 144V145H2ZM28 144V143H27ZM26 144V145H27ZM2 145V146H1ZM7 145V144H6ZM33 145V144H32ZM31 145V146H32ZM60 145V144H59ZM8 146V145H7ZM7 146H4L5 147V149H2V148H0V170L1 169H3L4 170V167H5V165H7L8 163V165H10V162H8L9 161V156L11 155L10 153H9V151H10V149H11V151H12V148H9V147H7ZM70 146V145H69ZM79 146V145H78ZM3 147V148H4ZM10 147H11V145H10ZM28 147V146H27ZM56 147L57 148H59L58 147V145H56ZM85 147H87V146H85ZM9 149V151H6L7 149ZM35 148V147H34ZM33 148V149H34ZM63 148V147H62ZM78 148V147H77ZM84 148V147H83ZM161 148H163V147H161ZM167 148V147H166ZM188 148H189V146L187 147V150H188ZM28 149H29V147H28ZM60 149H61V145H60ZM60 149H57V151H59ZM173 149V148H172ZM186 149V148H185ZM62 150V149H61ZM60 150V151H61ZM68 150H69V147H68ZM67 150V151H68ZM73 150V149H72ZM163 150V149H162ZM169 150V149H168ZM3 151V152H2ZM25 151V150H24ZM47 151V150H46ZM63 151V150H62ZM61 151V152H62ZM65 151V150H64ZM70 151V150H69ZM166 151V150H165ZM171 151V150H170ZM191 151V149H189L188 150V153ZM5 152H8L7 153V155L9 154V156H7L6 155V153ZM23 152V151H22ZM21 152V153H22ZM28 152V151H27ZM37 152H41V151H37ZM44 152V151H43ZM75 152V151H74ZM80 149H76V152H75V154L77 155V156H79L78 154H80ZM185 152H186V150H185ZM29 153V152H28ZM63 153V152H62ZM69 153V152H68ZM68 153H67V155H68ZM85 153V152H84ZM187 153V152H186ZM191 153V152H190ZM189 153V154H190ZM25 154H26V151H25ZM33 154H34V152H33ZM36 154V155H35ZM35 157H34V159H32V158H30V159H32V164L34 165V166H31V167H33V171H34V173L36 174H38V172L40 173L41 172V170H43L42 169V166L43 165H41L42 164V162H41V160L39 159V157L41 158V157H43V156H40L41 154H39V156H38V158L36 157L38 154L35 152ZM43 154V153H42ZM50 154H51V152H50ZM193 154V153H192ZM192 154H190V155H192ZM32 155V154H31ZM46 155V154H45ZM52 155V154H51ZM51 155H49V158H50V156ZM73 155V154H72ZM85 155V154H84ZM25 156V155H24ZM28 156V155H27ZM71 156V155H70ZM195 156V155H194ZM198 156V155H197ZM7 157H8V159H7ZM11 157V156H10ZM44 157H46V156H44ZM43 157V158H44ZM52 157V156H51ZM73 157V156H72ZM71 157V158H72ZM121 157V156H120ZM188 157V156H187ZM27 158V157H26ZM54 158V157H53ZM62 158V157H61ZM75 158V161L77 160L76 159V157H74ZM80 158V157H79ZM117 158H118V156H117ZM128 158V157H127ZM198 158V157H197ZM197 158H192V159H190V161L189 162H191L192 164L193 163H195L196 162V160H197ZM223 158V157H222ZM7 159V160H6ZM14 159H15V157H14ZM22 159V158H21ZM36 159H38L39 160V162L41 163H39L38 162V160H36ZM45 159V158H44ZM113 159V158H112ZM120 159V158H119ZM136 159H139V158H136ZM16 160H18L17 158H16ZM15 160V161H16ZM26 160V159H25ZM49 160V159H48ZM63 160V159H62ZM71 160V159H70ZM74 160V159H73ZM141 160V159H140ZM199 160V159H198ZM33 161H35V163L33 162ZM47 161V160H46ZM65 161V160H64ZM74 161V162H75ZM92 161V160H91ZM94 162H95V160H93ZM93 161H92V163H93ZM115 161V160H114ZM117 161V160H116ZM135 161V160H134ZM137 161V160H136ZM195 161V162H194ZM232 161V160H231ZM12 162H13V160H12ZM17 162V161H16ZM15 162V163H16ZM22 162V161H21ZM51 162H52V158H51ZM55 162V161H54ZM54 162H52V164H54ZM72 163H73V161H71ZM88 162H89V160H88ZM113 162V161H112ZM138 162L140 163L141 161H137L136 163H135V165H134V167H133V170H137L138 169ZM153 162V161H152ZM201 162V161H200ZM217 162V161H216ZM230 162V161H229ZM241 162V161H240ZM7 163V164H6ZM14 163V162H13ZM26 163V162H25ZM28 163L29 162H27V164L26 165H28ZM47 163V162H46ZM91 163V164H92ZM130 163V162H129ZM150 162H148V164H149ZM190 163V164H191ZM221 163V162H220ZM219 163V164H220ZM19 164V163H18ZM89 164H90V162H89ZM142 164V163H141ZM145 164V163H144ZM154 164V163H153ZM191 164V165H192ZM241 164V163H240ZM246 164V163H245ZM7 165V166H8ZM14 165V164H13ZM23 165V164H22ZM29 165H30V163H29ZM49 165V164H48ZM47 165V166H48ZM59 164H57V166H58ZM73 165V164H72ZM140 165V164H139ZM217 170H219L218 169V166H221V164L220 165H218V162H217ZM239 164H235V167L236 166H238ZM247 165V164H246ZM6 166V167H7ZM20 166V165H19ZM46 166V165H45ZM44 166V167H45ZM75 166V165H74ZM73 166V167H74ZM77 166V165H76ZM75 166V167H76ZM100 166H101V164H100ZM99 166V167H100ZM195 166V165H194ZM6 167H5V169H6ZM15 167V166H14ZM43 167V168H44ZM50 167V166H49ZM89 167V166H88ZM92 167V166H91ZM127 167H129L128 166V160L127 159H124V158H121L120 160H118L116 163H111L109 160L107 161L106 159H105V162L102 164V167H100L99 168V170H97L96 168H95V170H93V171H91V168L89 167V170H87V169H85L86 171H87V175L85 174L84 176H85V178H86V176H87V178H86V180H85V178H84V180L83 179H81V177H80V179H78L77 177H73L71 174H73L74 173V171L70 174V172L68 173V174H70V177L72 176V178L73 179H71L70 177H68L69 175H66L65 174V176H66V179H65V176H63V179H62V176L60 175L59 176V174L57 173V175L59 176L58 177V181H57V185H58V182H59V184L62 186L61 188H64V186H67L68 187V185H72V186H76L75 188H77L78 189V187L77 186H79V185H81V184H83L84 186H85V190L86 191H82L81 190V193H79L80 194V196H81V194H83L82 192H84V194H83V196L85 195V193H87V195H85V197H83V198H79L80 196H79V194H78V191L76 192V194H78V195H76L75 193H73L72 195H71V193H70V189H72V187H70V189H69V193H66V194H68V195H65V194H61V195H59L60 193L59 192H56V190H55V192L56 193H58V196L57 197H59L60 196V198H61V196H65V197H62L61 199L62 200H65V201H67V200H69V202H70V204L73 206L72 208H73V211H72V209H71V211L69 210V208H66L65 210H66V212H67V209H68V212L67 213H69L70 214V216L72 217V219L73 220H71V221H73L72 222V224H74L75 225V227H77V230L80 232V236H81V238L79 239L78 238V236H77V238L79 239L78 240V242H76V249H75V247L73 248L74 250H75V252H72V253H77L76 251L78 250V249H81V247L83 246L84 247V245H86V247H87V244H90V248L93 246V243H91V242H94L93 240H94V237L95 236H97V233L100 235V237L98 236V241H100L101 239H105L106 241H107V243H105L104 241V243L105 244H110V243H112V244H114V246H115V243H116V249L118 248L117 247V245H120L119 243H121V242H119L118 243V241H121V240H124V243L122 244L121 243V245H123V246H125L124 244H125V242L127 241V243H129V242H132L131 244H133V247H134V252H135V254H137V255H139V253L138 252H140V248H142L143 249V247H141L144 243H145V245H147V246H149L150 247V249L149 250H151V251H154V252H156V253H153L154 255H155V258L157 257V252H159V251H161L160 253H161V255H164L163 254V252H166L164 249V251L163 250H161V248L164 246V245H166L167 244V246H168V244L170 243V244H172V242L173 243H179V242H177L179 239V241H182V234H184L185 236L187 235V234H185L186 232L185 231H182V229L180 230V231H176L175 232V229H174V232L175 233H173L174 234V238L172 237V235H170L169 234V232H168V234L173 238H171V240H170V237H169V239H168V234L166 235V232H164V229H165V226H166V223L168 224V222H166V212H168V211H166V209H164L163 207L164 206H162L163 204H161L160 205V203H157V201L158 200H154L153 199V197L150 195V194H153V191H151V189L152 188H155L156 186L155 185H157V187H158V189L162 186V184L164 185V184H166V183H163V178L160 176V173L158 174V172H157V170H155L152 166H150V165H144L143 167H142V169H141V173H140V177H138L137 179H139V180H135V185H131L129 182H125V180H124V177L127 175L126 174V170H128L127 169ZM198 167V166H197ZM227 167H228V165H227ZM238 167H240V165L238 166ZM242 167V166H241ZM240 167V168H241ZM9 168V167H8ZM24 168V167H23ZM57 168V167H56ZM132 168V167H131ZM156 168V167H155ZM192 168V167H191ZM215 168V167H214ZM213 168V169H214ZM220 168V167H219ZM222 169H223V166L221 167ZM230 168V167H229ZM232 168H233V166H232ZM240 168H238V169H240ZM49 169H51V168H49ZM52 169H53V167H52ZM51 169V170H52ZM54 169H55V167H54ZM76 169H78V168H76ZM80 169V168H79ZM160 169V168H159ZM194 169V168H193ZM248 169V168H247ZM246 169V170H247ZM3 170H1L0 172H2ZM17 170V169H16ZM22 170V166H21V169H20V171ZM26 170V169H25ZM24 170V172H26ZM45 170V169H44ZM42 171V172H45V171ZM85 170H84V172H85ZM97 170V171H96ZM216 170V171H217ZM221 170V169H220ZM219 170V171H220ZM237 170V169H236ZM7 171H9V170H7ZM7 171H6V173H7ZM23 171V170H22ZM29 171V170H28ZM31 171V170H30ZM30 171L29 172H27V173H29L30 174ZM48 171V169L46 170V172ZM53 171V170H52ZM57 171V170H56ZM80 171V170H79ZM78 170L76 171V174L78 175V173L77 172H79ZM82 171V170H81ZM13 172H14V170H13ZM46 172H45V175H47L46 174ZM51 172V171H50ZM130 172V171H129ZM213 172H215V170L213 171ZM221 172V171H220ZM220 172H218V173H220ZM236 172H238V171H236ZM252 172H253V170H252ZM5 173V174H6ZM10 173V172H9ZM12 173V172H11ZM55 172H53V175H55L54 174ZM81 173V172H80ZM79 173V174H80ZM198 173V172H197ZM216 173V172H215ZM14 174H16L15 172H14ZM34 174V175H35ZM83 174V173H82ZM199 174V173H198ZM233 174H234V172H233ZM250 174V173H249ZM252 174H254V173H252ZM18 175V178H19V180H18V184H19V188H21L22 186L25 188V183H27L28 185H29V187L27 186V188H29V191H27V196H26V194H24V193H22V189H23V187H22V189H19V192H17V193H22V194H24L23 196H25L26 197V200H24L22 203L24 204V202H25V207L27 208V207H30V209H32V207H34V209L35 208H37V207H35V205L34 204H36L37 202H36V200H34L35 198H37V200L39 199V198H41V197H37V194H40L43 190L42 189H44V192H45V189L46 188H44L43 186H41L42 184H44V182H42L41 183V180L43 181V179H39L38 177H33V178H30L31 177V175H33V173L32 174H30L29 176L30 177H28V176H26V175H28V174H26V173H20V174H17ZM41 175V174H40ZM44 175V176H45ZM75 175V174H74ZM76 175V176H77ZM212 175H214V173L212 174ZM216 175V174H215ZM238 175V174H237ZM7 176V175H6ZM14 176V175H13ZM44 176H43V178H44ZM56 176V175H55ZM54 176V177H55ZM80 176V175H79ZM81 176H83V175H81ZM164 176V175H163ZM216 176H218V174L216 175ZM226 176V175H225ZM246 175H244V177H245ZM249 176H251V175H249ZM9 177V176H8ZM57 177V176H56ZM55 177V178H56ZM61 177V178H60ZM215 177V176H214ZM229 177V176H228ZM232 177V176H231ZM257 177V176H256ZM4 178V177H3ZM14 178V177H13ZM12 178V179H13ZM17 178V179H18ZM27 178H29V179H27ZM47 177L45 176V179H46ZM60 178V179H59ZM67 178H69V179H67ZM74 178H76V179H78V180H80L82 183H80V184H78L79 182H77V180H74ZM255 178V177H254ZM7 180H8V182H10V180L8 179V178H6ZM11 179V178H10ZM16 179V180H17ZM70 179H71V181L73 180L74 182H70ZM5 180V179H4ZM3 180V181H4ZM15 180V181H16ZM27 180H29V181H27ZM222 180V179H221ZM233 180V179H232ZM253 180H255V179H253ZM14 181V180H13ZM13 181H12V183H13ZM14 181V182H15ZM224 181V180H223ZM256 181V180H255ZM47 182V181H46ZM70 182V183H69ZM3 183V182H2ZM6 183V182H5ZM11 183V182H10ZM129 183V184H128ZM175 183V182H174ZM254 183V182H253ZM56 184L54 185L55 187H56ZM134 184V183H133ZM194 184V183H193ZM193 184H192V179L191 178H186V180L185 181H181V182H179V183H175L174 184V186L173 187H171L170 188V186H169V191H167V195H166V200H168V202H170V203H174L175 205H176V207H177V205L180 207V208H178V210L176 211L175 210V212H177L176 214V216H178V215H180V216H178V218L180 217V218H184L185 219V221H187V226H189V228L187 227V229H190L191 227H192V220H195V218H197L198 217V214H200L201 212H198L199 210L197 209L198 208V206L196 207V205L197 204H195L192 200H191V196H193V193L196 191V189L198 188H196L195 189V191H193V188H192V186H193ZM213 184V183H212ZM9 185V184H8ZM49 185H50V183H49ZM196 185V184H195ZM197 185H199L198 183H197ZM196 185V186H197ZM226 185V184H225ZM0 186H2L1 184H0ZM6 186V185H5ZM10 186V185H9ZM15 186V185H14ZM45 186V185H44ZM154 186V187H153ZM210 186V185H209ZM4 187V186H3ZM3 187H2V190L5 192L6 191V188H4L3 189ZM8 187V186H7ZM10 187H12V186H10ZM43 187V188H42ZM55 187H53V188H55ZM58 187V186H57ZM56 187V189L59 191V190H62L61 188L59 189V187L57 188ZM138 189V191H137V189ZM152 187V188H151ZM157 187L155 188V192H156V190H157ZM163 187V186H162ZM165 187V186H164ZM168 187V186H167ZM206 187H208V186H206ZM26 188V189H27ZM66 188V187H65ZM64 188V189H65ZM229 188V187H228ZM227 188V189H228ZM9 188H7V190H8ZM63 189V190H64ZM136 189V190H135ZM202 189V188H201ZM204 189V188H203ZM208 189V188H207ZM221 189H222V187H221ZM238 189V188H237ZM1 190V189H0ZM24 190V189H23ZM28 190V189H27ZM40 190H41V192H40ZM50 190H52V188L50 189ZM66 190H67V188H66ZM65 190V191H66ZM79 190V192H80V189H78ZM149 190H150V192H152V193H150L149 192ZM153 190V189H152ZM160 190V189H159ZM205 190V189H204ZM234 190V189H233ZM254 190V189H253ZM2 191V193H3V195H5V194H8L9 192L8 191H6V193H4ZM65 191H64V193H65ZM142 191H144V192H146L147 193V191H148V193H149V197L150 198H147V200L146 201H144L142 198H141V192ZM203 191V190H202ZM251 191V190H250ZM1 192V191H0ZM40 192V193H39ZM46 192H47V190H46ZM63 192V191H62ZM71 192H74V191H71ZM201 192V191H200ZM206 192V191H205ZM223 192V191H222ZM143 193V192H142ZM146 193H144V196H142V197H147L148 195H146ZM147 193V194H148ZM232 193H233V191H232ZM258 193H261V192H258ZM70 194V195H69ZM194 194H196V193H194ZM234 194H236L235 193V191H234ZM19 195H21V194H19ZM18 195V196H19ZM46 194H42V197H44ZM233 195V194H232ZM0 196H2V195H0ZM5 196H7V195H5ZM4 196V197H5ZM41 196V195H40ZM47 196V195H46ZM49 196H51V197H53L52 195H49ZM66 196H68L67 198H66ZM79 196V197H78ZM227 196V195H226ZM7 197H9V195L7 196ZM50 197V198H51ZM55 197V196H54ZM57 197H56V199H57ZM72 197V198H71ZM2 198H3V196H2ZM2 198H0V200L2 199ZM10 198V197H9ZM9 198H7L8 200H9ZM21 198V197H20ZM24 198V197H23ZM22 198V199H23ZM64 198V199H63ZM228 198V197H227ZM6 199V197L4 198V200ZM25 199V198H24ZM52 200H53V198H51ZM59 200V198H58V200L59 201H62V200ZM81 199V200H80ZM229 199V198H228ZM3 200V201H4ZM8 200L6 201V202H8ZM48 200H49V198H48ZM144 201L142 204H141V206H140V202L141 201ZM196 200H198V199H196ZM195 200V201H196ZM226 200V199H225ZM224 200V201H225ZM249 200V199H248ZM2 201V200H1ZM1 201H0V204H2L3 206H2V208L0 207V218H4L6 215H5V211H6V214L9 212V211H7L6 210V206H7V203L5 202V203H1ZM2 201V202H3ZM12 201V200H11ZM21 200H19V202H20ZM35 201V202H34ZM45 201V200H44ZM64 201V202H65ZM200 201V200H199ZM222 201V200H221ZM250 201V200H249ZM249 201H248V203H249ZM18 202V201H17ZM51 203H52V201H50ZM55 202V201H54ZM58 202V201H57ZM63 202V201H62ZM68 201H67V203H69ZM138 202V203H137ZM161 202V201H160ZM166 202V204H168V202L167 201H165ZM251 202V201H250ZM10 203V202H9ZM8 203V204H9ZM12 203V202H11ZM60 204H58V206H60L61 205V202H59ZM66 203V202H65ZM65 203H62L63 205H65ZM66 203V205H68ZM162 203V202H161ZM168 204V205H170L171 206V204ZM198 203V202H197ZM228 203V202H227ZM247 203V204H248ZM6 204V205H5ZM18 204V203H17ZM42 204H44L43 202H42ZM48 204H49V202H48ZM53 204V203H52ZM49 205V206H53V205ZM54 204H56V203H54ZM4 205H5V207H4ZM13 205V204H12ZM33 205V206H32ZM39 204H36V206H38ZM62 205V206H63ZM70 205V206H71ZM174 205V206H175ZM218 205V204H217ZM226 205V204H225ZM1 206V205H0ZM14 207H16L17 205H13ZM42 206V205H41ZM57 206V205H56ZM69 206V207H70ZM173 206V207H174ZM223 206V205H222ZM5 208V211H4V208ZM14 207H13V209H14ZM25 207H21V206H18V208L19 209H25V210H22L21 209V212L19 211L18 212V210L16 211V212H18V214H22V212H27V211H30V213L33 211L34 212V209L33 210H29L28 208L26 209ZM218 207H221V206H218ZM217 207V208H218ZM244 207H246V206H243V208ZM253 207V206H252ZM250 205H249V207L247 206V208H244V210H246L247 211V209L249 208V210H250V208H252ZM10 208H11V206H10ZM10 208H8V210L10 209ZM54 208H56V207H54ZM58 208V207H57ZM71 208V207H70ZM166 208V207H165ZM217 208H216V210H217ZM228 208V207H227ZM227 208H225V206H224V209H227ZM255 208V207H254ZM253 208V209H254ZM39 209V208H38ZM44 209V208H43ZM50 210H51V207L49 208ZM59 209L60 208H58V210H56V211H58V213H59ZM62 209H64V207H62ZM230 209V208H229ZM233 209V208H232ZM242 209V208H241ZM10 210H12V209H10ZM54 210V211H55ZM61 210V209H60ZM201 210V209H200ZM223 210V209H222ZM15 211V210H14ZM13 211V212H14ZM36 211L37 210H35V215H36ZM43 211V210H42ZM41 211V212H42ZM49 210L47 209V214H49V212H48ZM56 211H55V213H56ZM72 213V215H71V213ZM245 211V212H246ZM253 211V210H252ZM11 212V211H10ZM9 212V214H8V216L9 215H11L12 213H10ZM16 212H14V213H16ZM46 212V211H45ZM51 212V211H50ZM218 212V211H217ZM219 212H222V211H219ZM231 212V211H230ZM234 212V211H233ZM244 212V213H245ZM13 213V214H14ZM28 213V212H27ZM29 213V214H30ZM39 213H40V211H39ZM38 213V214H39ZM44 213V212H43ZM61 213H65V211H63L62 212V210L60 211V213L59 214H61ZM67 213H65V214H61V215H59L61 218H62V216H65V215H69V214H67ZM228 213H229V211H228ZM240 213H241V211H240ZM243 213V214H244ZM250 213V212H249ZM28 214V215H29ZM37 214V215H38ZM40 214H42V213H40ZM46 214V215H47ZM52 214V213H51ZM51 214H49V216H51L52 217V215ZM169 214V213H168ZM220 214H222V213H220ZM232 214V213H231ZM242 214V215H243ZM23 215V214H22ZM31 215H33L32 213H31ZM54 215V214H53ZM174 215H175V213H174ZM212 215V214H211ZM218 216H219V214H217ZM238 215V214H237ZM240 215V214H239ZM11 216H13V215H11ZM14 216H17V215H14ZM13 216V217H14ZM34 216V215H33ZM32 216V217H33ZM39 216V215H38ZM42 215H40V217H41ZM55 216L57 217V214H55ZM68 217V218H66L67 220H69V218H71V217ZM200 216V215H199ZM221 216V215H220ZM244 216V215H243ZM7 217V216H6ZM19 218V221H23V223H24V221L25 220H27L28 218H30L29 216H28V218H27V215L24 213V215L23 216H21L20 217V215L18 216ZM35 217V216H34ZM54 217V216H53ZM58 218V221L61 219V218ZM67 217V216H66ZM222 217H223V214H222ZM225 217V216H224ZM223 217V218H224ZM259 217V216H258ZM260 217H262V215L260 216ZM8 218V217H7ZM16 218V217H15ZM14 218V219H15ZM25 218H27V219H25ZM38 218V217H37ZM65 218V217H64ZM221 218V217H220ZM6 219V218H5ZM17 219V218H16ZM18 219H17V221H18ZM51 219V218H50ZM57 219V218H56ZM63 219V218H62ZM61 219V220H62ZM169 219V218H168ZM215 219H216V217H215ZM214 219V220H215ZM222 219V218H221ZM221 219H220V221L217 219V221L215 222V224H209V228L207 227L206 229H208L207 231L204 229V233H202V229L203 228H197L196 229V234H197V236H201V238L199 239V238H196V239H194V240H196L197 241V239L198 240H201V242L200 241H197L198 242V245H197V242L194 244V242H193V246L195 247L194 249H191V251H189L188 252V250H186L185 252H187L186 253V255L185 256H180V258H181V260L182 261H185V264H207V263H211V262H209L210 260L211 261H213L212 259H214V257H216V255H217V259H216V261H218L219 260V262L221 263V260L223 261L224 259H221V258H219V256H218V252H219V250H221V248H224L225 246L227 247V256L229 255H232L233 254V251H234V249L236 248V247H241L242 246V241H243V239H244V237H243V235H242V237H239L237 240H236V242L235 241H233V242H235V243H233V242H229L230 240H228V234H231V235H235V233H237V232H234V234H233V232L232 233H228L227 234V232H226V228H227V225H225L226 223H223V221H221ZM225 219V218H224ZM236 219V218H235ZM28 220H30V219H28ZM27 220V221H28ZM33 220V222H34V219H32ZM32 220H30V221H32ZM36 221L38 220V219H35ZM42 220V219H41ZM55 219H53L52 221H54ZM206 220V219H205ZM209 222H210V220H209V218L207 219ZM213 220V221H214ZM223 220V219H222ZM48 221V220H47ZM47 221H46V223H47ZM56 221V220H55ZM58 221H56V223L58 222ZM200 221V220H199ZM231 221V220H230ZM233 221V220H232ZM237 221H239L238 220V218H237ZM63 222H69V224L67 223V225H66V223H65V226H68V225H70L71 223H70V221H62V222H58V223H60L61 224V227H63L64 226V223ZM196 222V221H195ZM194 222V223H195ZM225 222V221H224ZM243 222V221H242ZM16 223V222H15ZM18 223V222H17ZM20 223V222H19ZM28 223V222H27ZM35 223H37V222H35ZM39 223V222H38ZM37 223V224H38ZM50 223V222H49ZM56 223H54V224H56ZM62 223H63V226H62ZM204 223H205V221H204ZM232 223V222H231ZM234 223V222H233ZM239 224H240V222H238ZM255 231L256 232H262L263 230H264V224H262V222H261V220H260V218H257V219H255ZM20 224H22V222L20 223ZM25 224V223H24ZM53 224V223H52ZM53 224V225H54ZM71 224V225H72ZM192 224V225H191ZM235 224H237V222H235ZM242 224V223H241ZM13 225H15V224H13ZM35 225V224H34ZM39 225V224H38ZM53 225H52V227H53ZM57 225V224H56ZM70 225V227H72ZM74 225H73V229H74V231L73 230H71L72 232H77L78 233V231H75L76 229H75V227H74ZM202 225V224H201ZM19 226V225H18ZM21 226V225H20ZM40 226H41V224H40ZM58 226L60 227V225L58 224ZM64 226V227H65ZM194 226V225H193ZM196 226V225H195ZM230 226H231V224H230ZM14 227V226H13ZM26 227V226H25ZM24 227V225H23V227L21 226L20 228H23V229H25V230H27L26 228ZM42 227H43V225H42ZM57 227V226H56ZM98 227H100L99 229H102V231H100V232H98L99 230H98ZM168 227V226H167ZM241 227V226H240ZM19 228V229H20ZM38 228V227H37ZM65 228H67V227H65ZM65 228H63V230H61V229H59V228H57V231H59V230H61V233H62V231H64L65 232V235H66V233H69V232H67V230L65 231ZM69 228V227H68ZM176 228V227H175ZM230 228V227H229ZM237 228H239V227H237ZM16 229H18V227L16 226ZM35 229V228H34ZM48 228H46V230H47ZM97 229V230H96ZM167 229V228H166ZM192 229H194V228H192ZM235 229V228H234ZM239 229H241V228H239ZM14 231H15V229H13ZM12 230V231H13ZM24 230V231H25ZM38 230V229H37ZM39 230H41V229H39ZM54 230V229H53ZM69 230V229H68ZM69 230V231H70ZM191 230V229H190ZM189 230V231H190ZM237 230V229H236ZM235 230V231H236ZM20 231V230H19ZM27 231H29V229L27 230ZM26 231V232H27ZM31 231V230H30ZM30 231L27 233L28 235H30ZM43 231H45V230H43ZM49 231H50V229H49ZM168 231V230H167ZM243 231V230H242ZM21 232V231H20ZM46 232V231H45ZM53 232V231H52ZM72 232H71V234H72ZM185 232V233H184ZM191 232H193V231H191ZM16 233H17V230H16ZM24 233V232H23ZM31 233H33V231L31 232ZM43 233V232H42ZM49 233V232H48ZM51 233V232H50ZM54 234H55V232H53ZM59 233H60V231H59ZM74 233V234H75ZM171 233V232H170ZM188 233V232H187ZM245 233V232H244ZM39 234V233H38ZM38 234H37V236H38ZM52 234V233H51ZM51 234H49V236H51ZM53 234V235H54ZM70 234V233H69ZM69 234H67L66 236H68ZM82 234V235H81ZM193 234V233H192ZM263 234V233H262ZM261 234V235H262ZM25 235H26V233H25ZM35 236H36V232H35V234H34ZM48 235V234H47ZM65 235H64V233H63V237H65ZM73 235V234H72ZM77 235V234H76ZM78 235H79V233H78ZM230 235V236H231ZM9 236V235H8ZM13 236V235H12ZM36 236V237H37ZM46 236V235H45ZM62 236V235H61ZM61 236H58V238L59 237H61ZM70 237H74V236H71V235H69ZM247 236V235H246ZM1 237V236H0ZM21 237V236H20ZM35 237V238H36ZM41 237V236H40ZM53 237V236H52ZM55 237V236H54ZM69 237V238H70ZM190 237V236H189ZM232 237V236H231ZM261 237V236H260ZM22 238H25V237H22ZM33 239H34V237H32ZM48 238V237H47ZM62 238V237H61ZM61 238L59 239V242H58V244H60L62 241H61ZM77 238H71L70 239V242L71 243H73L75 240H77ZM99 238H101L100 240H99ZM248 238V237H247ZM263 239H264V237H262ZM261 238V239H262ZM9 239H10V236H9ZM15 239H18V238H15ZM29 239V238H28ZM40 239V238H39ZM51 240L53 239V238H50ZM50 239L47 241L48 243H49V241H50ZM63 239V238H62ZM97 239V238H96ZM230 239V238H229ZM232 239V238H231ZM249 239V238H248ZM30 240V239H29ZM28 240V241H29ZM47 240V239H46ZM56 240V239H55ZM58 240V239H57ZM64 240V239H63ZM65 240H68V242H69V239H67V238H65ZM20 242H21V240H19ZM19 241H18V244H19ZM23 241H26V240H23ZM27 241V242H28ZM39 241V240H38ZM38 241H37V243H38ZM41 241V240H40ZM44 241V240H43ZM61 241V242H60ZM97 241V244L96 245H98V242ZM129 241V242H128ZM189 241H190V239H189ZM32 242V241H31ZM45 242V241H44ZM46 242V243H47ZM55 242V241H54ZM103 242H101L100 241V248H102L103 249V247L105 246L104 244V246L101 244V243H103ZM229 242V243H228ZM263 242V241H262ZM1 243V242H0ZM14 243H15V241H14ZM43 243V242H42ZM50 243H52V241L50 242ZM63 243H64V241H63ZM62 243V244H63ZM70 243V244H71ZM96 243V242H95ZM127 243H126V246H131L132 247V245L129 243V245H127ZM2 244V243H1ZM20 244H22V242L20 243ZM19 244V245H20ZM25 244V243H24ZM32 244H33V242H32ZM44 244V243H43ZM55 244H56V242H55ZM58 244H56L57 246H58ZM65 244H67V242L66 243H64L63 245H65ZM73 244V245H74ZM91 244H92V246H91ZM112 244H110L109 246H112ZM170 244H169V246H170ZM27 245V244H26ZM61 245V244H60ZM59 245V246H60ZM63 245H61V246H63ZM69 245V244H68ZM102 245V246H101ZM120 245V246H121ZM23 246V245H22ZM21 246V247H22ZM37 246V245H36ZM41 246V245H40ZM49 246H51L50 244H49ZM53 246V245H52ZM55 246V245H54ZM60 246V247H61ZM71 246V245H70ZM69 246V247H70ZM106 246H108V245H106ZM119 246V247H120ZM125 246V247H126ZM130 246H129V248H130ZM167 246H165L164 248H166ZM168 246V247H169ZM172 246V245H171ZM174 246V245H173ZM172 246V247H173ZM193 246H192V248H193ZM24 247H26V246H24ZM23 247V249H25L26 250V248H24ZM31 247V246H30ZM33 247V246H32ZM44 246H42V248H43ZM67 247V246H66ZM71 247H73V246H71ZM93 247H96V246H93ZM148 247V248H149ZM167 247V248H168ZM251 247V246H250ZM1 248V247H0ZM28 248V247H27ZM36 248V247H35ZM48 248V247H47ZM51 248V247H50ZM53 248V247H52ZM61 248H64V246L63 247H61ZM61 248H60V250H61ZM105 248L106 247H104V250H105ZM107 248H109V247H107ZM106 248V249H107ZM114 247L112 246V249H113ZM122 248V247H121ZM120 248V249H121ZM128 248V247H127ZM171 248V247H170ZM34 249V248H33ZM41 249V248H40ZM44 249H45V247H44ZM43 249V250H44ZM54 249V248H53ZM52 249V250H53ZM57 249H59V247L57 248ZM65 249V248H64ZM73 249H71V250H73ZM83 249V248H82ZM82 249L80 250V252L82 251ZM87 249H89L88 247L87 248H85L82 252H85ZM92 249V248H91ZM90 249V250H91ZM93 249H96V248H93ZM98 249V248H97ZM99 250L98 249V251L96 252V253H99L100 254V252L102 253L103 252V250ZM111 248H109L108 250H105L106 252H108L109 250H110ZM111 249V250H112ZM116 249H114V251H116ZM119 248L117 249V253H118V251L120 250ZM135 249L136 250H138L137 251V253H136V251H135ZM146 249V248H145ZM143 250V252L145 251V252H148V250L146 249V250ZM253 249V248H252ZM252 249L250 250V249H246V250H250V252L252 253L253 251H252ZM263 250H261L262 252H263V256H264V248H262ZM45 250H47V249H45ZM55 250H56V248H55ZM55 250H53V251H55ZM63 250V249H62ZM66 250H67V248H66ZM123 250V249H122ZM126 250V249H125ZM129 251H130V249H128ZM169 250H171V252L174 250V249H169ZM225 250V249H224ZM2 251V250H1ZM22 251H24V250H22ZM31 251H33L34 252V250H31ZM48 251H51L50 249L48 250ZM47 251V252H48ZM64 251V250H63ZM91 251H93V250H91ZM150 251V252H151ZM3 252V251H2ZM7 252V251H6ZM26 252V251H25ZM35 252H36V250H35ZM56 252V251H55ZM66 252H68V250L66 251ZM79 252V253H80ZM81 252V253H82ZM89 253H90V251H88ZM88 252L85 254V253H83V254H80V255H83V257H84V254H85V256L87 255H89L88 254ZM94 252V253H95ZM120 252H121V250H120ZM125 252V251H124ZM128 252V251H127ZM167 252H170V251H167ZM166 252V253H167ZM170 252V253H171ZM245 252V254L247 253V254H250V252L249 251H244ZM244 252H242L243 253V256H244ZM4 253H5V251H4ZM51 253V252H50ZM50 253H49V256H51L50 255ZM57 253H59V251L57 252ZM57 253H55V255L57 254ZM79 253L77 254L78 256H79ZM95 253V254H96ZM112 255H113V253H112V251L110 252ZM109 252H108V254H110ZM114 253H116V252H114ZM126 253V252H125ZM125 253H123V254H125ZM131 253V252H130ZM222 253H223V251H222ZM226 253V252H225ZM242 253H241V256L239 255V257L237 256V258H239V259H237L235 262H234V264H245V258H246V256L245 257H243L242 256ZM254 253V252H253ZM27 254V253H26ZM31 254V253H30ZM42 254V253H41ZM47 254V253H46ZM54 254V253H53ZM60 254V253H59ZM62 254H63V252H62ZM61 254V255H62ZM103 254H105L104 256H106L107 257V253H102V257H103ZM111 254L109 255V256H111ZM133 254V253H132ZM131 254V255H132ZM140 254H142V251H141V253ZM150 254V253H149ZM153 254H151V256H149L150 258H152L154 255ZM168 255H166V256H169L170 254L169 253H167ZM171 254H173L174 255V251H173V253H171ZM185 253H183V255H184ZM261 254V253H260ZM0 255L2 256V255H4V254H1L0 253ZM9 255V254H8ZM25 255V254H24ZM24 255H23V257H24ZM43 255H44V253H43ZM70 255V254H69ZM91 255V254H90ZM89 255V256H90ZM92 255H93V253H92ZM97 255V254H96ZM121 255V254H120ZM120 255H118L117 256V258H116V260L120 257ZM128 255V254H127ZM148 254L146 253V256H147ZM153 255V256H152ZM160 255V256H161ZM172 255V257H174ZM219 255H220V253H219ZM5 256L6 257H8L9 258V256H7L6 254H5ZM22 256V255H21ZM30 256H32V255H30ZM64 256V255H63ZM86 256V257H87ZM88 256V259L90 258V259H92V260H94V259H96L99 263H101L100 262V260L102 259V258H100L101 257V255H99L97 258L95 257V256H90L89 257ZM122 256H124V255H122ZM128 256H130V255H128ZM145 256V255H144ZM145 256V257H146ZM179 256H177L178 257V260L180 259L179 258ZM227 256H225L226 258H227ZM228 256V257H229ZM250 257L252 256V254L251 255H249ZM248 256V257H249ZM253 256H255V257H258V256H256L255 254H253ZM3 257V256H2ZM2 257H0V258H2ZM38 257V256H37ZM40 257V256H39ZM57 257H59V256H57ZM56 257V258H57ZM70 257V256H69ZM71 257H72V255H71ZM74 257V256H73ZM80 258L79 259H82L81 258V256H79ZM86 257H84L85 258V260H87L86 259ZM112 257H116V254H115V256H112ZM112 257H111V259H112ZM133 257V256H132ZM135 257H137L136 255H134V258ZM162 257V256H161ZM169 257H171V256H169ZM169 257H167L168 259H170ZM176 257V256H175ZM259 257H260V255H259ZM4 258V257H3ZM25 259H27L28 257H24ZM40 258H42V257H40ZM48 258V257H47ZM75 258V257H74ZM78 258V257H77ZM77 258H76V260H77ZM123 258L124 257H121V259L122 260H120V258H119V260L120 261H117V263H120L121 261H123ZM130 257H128V260H130L129 259ZM138 258V257H137ZM141 258H143V257H141ZM148 258V257H147ZM146 258V259H147ZM149 258V259H150ZM155 258H154V260H155ZM158 258L160 259V257H159V255H158ZM219 258V259H218ZM262 260L261 261H259V260H257L256 258H254L253 257V259L254 260H256V261H254V262H252V263H250V264H264V258H262V256L260 257ZM5 259V258H4ZM7 259V258H6ZM22 259V258H21ZM32 259H34L33 257H32ZM66 259V258H65ZM72 259V258H71ZM78 259V260H79ZM89 259V260H90ZM98 259H100V260H98ZM104 260L103 261H106L105 260V258H103ZM109 259H110V257H109ZM110 259V260H111ZM124 259H126V257L124 258ZM148 259V260H149ZM157 259V258H156ZM159 259H157L156 261H159ZM166 259V258H165ZM221 259V260H220ZM8 260V259H7ZM7 260H4L5 262L7 261ZM30 260H31V258H30ZM35 260V259H34ZM33 260V261H34ZM73 260V259H72ZM84 260V261H85ZM127 260V259H126ZM133 260V259H132ZM140 259H138V261H139ZM147 260V261H148ZM163 260V259H162ZM172 260V259H171ZM170 260V261H171ZM177 260V262H182L181 260H179L178 261ZM247 260V259H246ZM248 260H251V261H253L252 260V258H248ZM22 261V260H21ZM24 261V260H23ZM91 261V260H90ZM89 261V262H90ZM102 261V264L104 263H107V261H109L108 259H107V261L106 262H103ZM151 261V260H150ZM161 261V260H160ZM159 261V263H161ZM251 261H249V262H251ZM19 262V261H18ZM25 263H26V261H24ZM73 262V261H72ZM82 262V261H81ZM86 262V261H85ZM87 262H88V260H87ZM111 262H116L115 261V258H114V261L113 260H111ZM129 262H132V261H128V264H129ZM142 262V261H141ZM152 262V261H151ZM150 262V264H153V263H151ZM154 262V261H153ZM162 262H164L165 263V261H162ZM168 262L169 261H167V259H166V263L168 264ZM218 262V263H219ZM248 262V263H249ZM20 263V262H19ZM60 263V262H59ZM61 263H63V262H61ZM93 263V262H92ZM109 263V262H108ZM123 263V262H122ZM143 263V262H142ZM147 263V262H146ZM2 264V263H1ZM7 264V263H6ZM27 264V263H26ZM33 264H34V262H33ZM38 264V263H37ZM78 264V263H77ZM91 264V263H90ZM112 264V263H111ZM121 264V263H120ZM125 264V263H124ZM131 264V263H130ZM135 264V263H134ZM141 264V263H140ZM145 264V263H144ZM163 264V263H162ZM171 264V263H170ZM172 264H173V262H172ZM174 264H176V263H174ZM177 264H179V263H177Z\"/></svg>", "mask_w": 264, "mask_h": 264}]
</instances>
